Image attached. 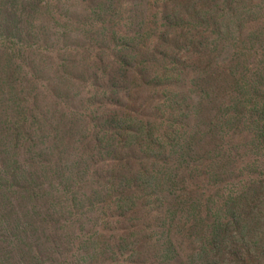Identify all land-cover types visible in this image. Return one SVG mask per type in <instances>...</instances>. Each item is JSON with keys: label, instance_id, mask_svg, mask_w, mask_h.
<instances>
[{"label": "rangeland", "instance_id": "1", "mask_svg": "<svg viewBox=\"0 0 264 264\" xmlns=\"http://www.w3.org/2000/svg\"><path fill=\"white\" fill-rule=\"evenodd\" d=\"M41 1L11 122L56 139L28 177L58 194L2 177L0 264H264V0Z\"/></svg>", "mask_w": 264, "mask_h": 264}, {"label": "trees", "instance_id": "2", "mask_svg": "<svg viewBox=\"0 0 264 264\" xmlns=\"http://www.w3.org/2000/svg\"><path fill=\"white\" fill-rule=\"evenodd\" d=\"M41 5V0H0V132L5 135L6 131L12 128L15 138L14 145L10 146L11 152L6 153L7 150L0 147V180L2 181L4 178L8 195L17 196V194H22L24 204L27 203L26 196L29 195L30 201L39 202L45 199V197L41 199V194L48 196V198L53 197L55 192L58 194L57 189L55 192L52 190L49 192L48 186L43 183L39 184L40 180L34 174L28 177L30 171L36 168H42L51 174H55L57 163L51 157L54 154L52 145L57 143L56 139L53 137V139L47 138V141L39 143L35 139L38 131L28 125L26 119H19L14 124L11 122V115L14 111L25 112L31 104L38 107L41 97L45 98L43 96L46 88L41 84H34L29 81L27 70L37 72V67L35 61L27 62L25 53L28 50L8 47V43L11 42L14 36H21L29 26L33 27V20L36 18L33 17L35 13L34 6L40 7ZM31 37L36 36L28 35V38ZM17 74L23 75L27 84L32 87L33 90L29 94L25 93L24 84L16 81L15 76ZM49 125H52V123ZM45 142L47 145L42 147ZM41 147L43 149L40 151ZM22 154L25 156L30 155L23 163L20 162ZM57 177L54 175L53 179L57 181ZM151 178L154 179L155 176L152 175ZM18 190H20V193ZM18 203L20 204L18 200L9 202V206H5L4 211L8 207H10V210L17 209L16 205ZM17 248L21 249L20 246L13 245L2 247L0 248V255L12 254Z\"/></svg>", "mask_w": 264, "mask_h": 264}]
</instances>
